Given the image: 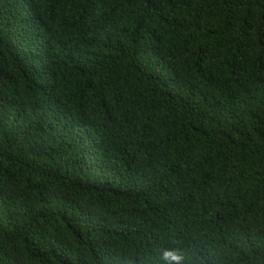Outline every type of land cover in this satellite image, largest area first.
Segmentation results:
<instances>
[{
  "label": "trees",
  "instance_id": "trees-1",
  "mask_svg": "<svg viewBox=\"0 0 264 264\" xmlns=\"http://www.w3.org/2000/svg\"><path fill=\"white\" fill-rule=\"evenodd\" d=\"M0 264H264V0H0Z\"/></svg>",
  "mask_w": 264,
  "mask_h": 264
}]
</instances>
